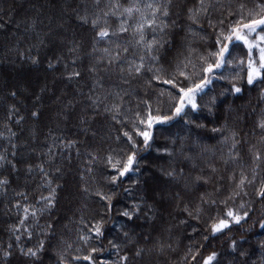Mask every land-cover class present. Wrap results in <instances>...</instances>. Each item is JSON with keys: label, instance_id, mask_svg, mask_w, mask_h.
<instances>
[{"label": "snow or ice", "instance_id": "obj_1", "mask_svg": "<svg viewBox=\"0 0 264 264\" xmlns=\"http://www.w3.org/2000/svg\"><path fill=\"white\" fill-rule=\"evenodd\" d=\"M18 10L23 14L17 16ZM10 25L16 32L7 33ZM0 35L6 42L9 36L14 39L5 48L15 51L17 60L39 66L43 52L46 72L63 63L65 74L59 79L76 82L72 98L64 90L58 93L56 78L51 84L44 78L36 90L27 84L9 87L6 95L12 100H31L27 119L35 123L30 136L38 135L35 125L49 97V120L67 124L75 119L79 132L96 142L86 150L75 191L67 192L69 202L78 204L79 218L71 221L76 225L74 238L57 237L60 217L51 219L64 189L55 180L62 178V168L49 172L37 165L39 187L47 195L40 194L34 206L26 203V192H15L12 207L17 213L22 209V215L7 228L9 240L0 244V264H8L14 255L41 264L45 245L53 238L56 264H132L154 252L175 251L174 230H181L188 241L181 264H247V251L230 236V251L205 255L204 250L217 234L225 235L233 225L250 220L258 202L264 207V107H260L264 104V0H191L190 5L189 0H22L19 5L12 0L7 7L0 6ZM29 35L35 42L28 45L26 55L20 45ZM241 45L244 55H234ZM69 64L83 65V70L73 67L69 72ZM217 82L225 85L219 92ZM252 88H258L257 106L250 107V101L237 104ZM78 105H82L79 112ZM19 113L16 104L9 106V118L15 114L18 125L26 120ZM249 118L252 136L260 134L254 139L240 127ZM176 121L180 130L154 148L156 129ZM8 131L17 136L11 128ZM216 136L220 149L205 143ZM80 143L61 140L65 149L76 147L77 156ZM11 148L13 160L6 151L0 152V167L7 164L18 172L17 145ZM150 150L166 157L168 164L157 169L158 175L143 178L142 169L148 165L141 162ZM47 155L54 164L51 147ZM25 171L30 175L33 167L28 165ZM130 173L136 177L122 191L139 195L119 212L127 218L115 225L119 240L109 239L105 245L117 193L104 189L120 188ZM10 184L8 178H0V194L7 196ZM93 198L103 204L102 211L90 208L87 201ZM172 204L176 215H168L175 222L158 226L157 217L163 219L160 213ZM46 215L49 219L41 224ZM139 220L150 230L135 233L129 225ZM256 223L264 229L261 218L245 231ZM34 235L44 239L29 247ZM260 246L264 248V241ZM104 253L115 259L103 258Z\"/></svg>", "mask_w": 264, "mask_h": 264}, {"label": "trees", "instance_id": "obj_2", "mask_svg": "<svg viewBox=\"0 0 264 264\" xmlns=\"http://www.w3.org/2000/svg\"><path fill=\"white\" fill-rule=\"evenodd\" d=\"M22 2V0H18V5ZM191 4V0H189V5ZM22 13L21 11H17V14ZM174 18V17H173ZM6 19V18H5ZM12 26H9L7 29V33L12 32ZM6 33V34H7ZM4 37V35H2ZM0 35V38H2ZM4 40V39H2ZM13 40V38H12ZM11 41V40H10ZM33 40L30 43H34ZM15 41H11V45L14 44ZM27 41L23 40V43L20 45L21 51L26 52V47H28ZM103 46V45H102ZM245 49H243V46L236 48L234 51V55H244ZM35 55V51L32 53ZM47 55H51V53H48ZM43 57V58H42ZM70 59V57L66 56L65 60ZM17 63L25 64L27 67L26 69H22V71L28 70L27 76L25 74L21 73L20 71H9L7 67L9 66L8 62L3 58L2 54H0V78L2 79V82H6L5 80L14 79L16 76V81L18 86L21 85L24 86L27 84V80H31L32 82H35V71L42 70L44 73L48 74H56L59 77L65 74V69L63 66V63H61L55 71H45V65L47 63V59H45V53L41 52V64L39 66L30 67L27 61H19L17 60ZM73 67H77L81 69V65L77 64L75 66L69 64L68 71H72ZM30 69V70H29ZM33 72V73H32ZM28 78V79H27ZM27 79V80H26ZM59 82L67 83L66 92L68 94V98H72V93L74 88L76 87V82H66L62 79H58ZM42 83V82H40ZM39 83V84H40ZM38 84V85H39ZM58 83H56L57 86ZM62 84V83H61ZM28 85V84H27ZM38 85L33 89L36 90L38 88ZM225 85L221 82H217L215 85L216 92H219ZM9 85H4V87H0L2 91H0V152H7L8 159L13 160V157L11 156L12 148L11 144L17 145V155L14 160V162L17 164V168L19 169L18 172H14L12 168L4 164L2 167H0V178H8L11 181V184L8 189L7 196H4L3 194H0V221L2 223V227L0 230V244L7 243L9 240V236L7 233V228L9 225L16 224L18 222V215H22V209L20 213H17V210L12 207V204L16 202L17 197H15V192H26L28 195L27 204L30 205H36V199L40 194L47 195V191L45 189H42L39 187L41 184V174L39 172V169L37 168V165H43V167L49 171L53 172L54 168L59 166L62 168L63 173L67 170H73L75 173H78L84 166V163L87 159V156L84 155L86 150L89 146L93 143V140L86 139L84 135L80 136L83 137V140L78 138L77 136L73 135V132L71 128L67 127V131L64 130H55L51 129L52 125L47 124L48 121H44L45 123L42 124L38 123L35 126L37 127L38 134L40 131H42L41 135L36 136L35 144H31L30 140H27V134L30 133V128L35 123L34 121L27 119L29 109H31V100L25 101L22 97L18 98L21 99L23 106H26L25 108L21 109V105L17 104V100H12L11 98L7 97L6 93L9 90ZM62 87V85L60 86ZM62 90V88L59 89V91ZM58 91V93H59ZM257 94H258V88H252L251 90L246 89L243 93L244 100L243 101H237V104L244 103L249 99L250 101V107L257 106ZM47 98V97H46ZM248 101V102H249ZM12 104H16L17 107L20 108L19 115H23L26 117V120L23 124L18 125L16 123L17 116L15 114L11 115V118H9V106ZM260 107H264V104L260 105ZM80 107L77 106L76 111ZM27 109V111H25ZM46 109V107H45ZM23 110V111H22ZM47 111V109L45 110ZM44 111V112H45ZM79 112V111H77ZM218 117H221V113H217ZM47 119V118H46ZM49 120V119H48ZM41 121V120H40ZM60 124V122L58 121ZM69 123H72L69 122ZM39 126V127H38ZM212 125L210 124L209 127ZM240 127L243 129L245 133L249 134L250 139H254L255 137H258L260 134L257 132L255 134V137L251 134L252 129V118H249L248 122L246 124L240 125ZM11 128L12 132H16V137H11L8 129ZM181 128V124L179 121L173 122L170 126H165L163 128L158 127L156 129L157 132V145L154 146H162L163 142L165 141V138L170 133L178 132ZM49 129H51V133H49ZM46 134H48V137H46ZM182 134V133H181ZM58 137L60 139L55 140L53 138ZM79 139L81 143L77 146L79 147L80 155H76V147H73L71 149H65L61 146V140L67 141V140H76ZM220 137L216 136L212 140H205V143L209 145L216 146L217 149L222 148V145L217 144V140H219ZM21 142H25V145L27 144L29 148H35V146H40L42 151L36 152L31 151L28 152L26 155L24 154L25 148ZM35 145V146H33ZM51 147L52 153L55 154L54 160L55 163H49V156L47 155L48 148ZM226 151V148L224 149ZM24 154V155H23ZM219 154V153H217ZM71 157V163H68V158ZM142 164H147L148 167H144L141 172V176L143 178H148L149 174L155 176L158 175L157 169L160 166L167 167L168 159L166 157H162L161 154L157 153L154 150H150L147 153L143 154V160L141 162ZM28 165H31L33 167V172L30 174L29 178H27L26 182L22 181L23 176V169H25ZM22 173V174H21ZM130 179H124L120 188H109L105 187V191H112L116 192L117 196L115 197L113 208H112V214L111 219H108L107 226H106V239L104 241V244L107 245V241L109 239H117L119 240V234L117 233V229L115 225L126 223L127 218L122 217L119 215V212L122 211L124 208L128 207L133 202V197L139 195L138 191H134L132 195L130 196L127 193H124L122 191V188L124 186H127L131 183V179H135L136 174L130 173L129 174ZM77 177V181L79 183V179ZM97 179L99 177L97 176ZM56 181L59 183L64 184L62 178H55ZM151 182V181H150ZM24 183V184H23ZM76 189V188H75ZM69 191V188H66L64 185V189L60 192V203L57 206V210L52 213L51 219H55L57 216L60 217L59 221L57 222L56 226V233L57 237H59L61 234L65 235L68 238H74L75 236V229L76 225L72 223V220H76L79 218V213L70 214L68 212L64 201L63 196L67 195V192ZM25 201L21 199V204L23 205ZM90 208L93 210H103V204L99 202L97 199L93 198L90 199L89 202ZM65 207V208H64ZM168 212H172L173 215H176V209L175 205L172 204L168 206L167 211L161 212L160 215L163 217V219H160V217H157V225L160 227H166L167 223H174L175 221L172 219L171 216L168 215ZM264 207L261 206V204L258 202L256 204V211L253 213L252 218L248 220L247 222H242L241 225H233L230 232H227L225 235L217 234V237L214 239H211L207 248L204 250V254L207 255L209 251L216 250L222 253H226L227 251H230L228 249V237H232L233 239H236L239 243V247L242 250H246L247 255V264H264V248H261L260 242L264 241V229L260 228L259 224L256 223L253 227L250 228V230L245 231V229H249L250 225H253L255 221H258L261 218H264ZM183 218V217H180ZM49 217L46 215L44 219L40 220L41 224H44L46 220H48ZM67 225V228L64 226ZM129 227H133L135 233L139 234L141 232H147L150 230V225L144 224L142 220L136 221L133 225H129ZM69 229L71 231H69ZM68 230V233L65 232ZM127 230V229H125ZM243 237V240L240 238ZM38 239H44V237H39L34 235L33 239L30 243H28V246H34ZM26 240H22V243H26ZM55 243L56 238H53L51 244L45 245V252L43 253L41 257V264H56V256H55ZM140 243H143L141 240ZM188 241L183 239L181 230H174L173 232V245H177L178 247H175V251H171L166 249L163 253H152L150 256H147L144 258V260L140 261H133L132 264H181V257L184 253V245L187 244ZM150 246V245H149ZM132 249H129V254L131 256ZM103 258L105 259H115L114 256H109L108 253L103 254ZM225 257H222L224 259ZM231 258V257H227ZM8 264H31L30 261L23 260L20 256L14 255L12 259L8 262Z\"/></svg>", "mask_w": 264, "mask_h": 264}, {"label": "rangeland", "instance_id": "obj_3", "mask_svg": "<svg viewBox=\"0 0 264 264\" xmlns=\"http://www.w3.org/2000/svg\"><path fill=\"white\" fill-rule=\"evenodd\" d=\"M7 3H12V0H7L6 3H0V6L2 7H7ZM16 5H18V0H16ZM23 13H20V14H17V16H20L22 15ZM6 18V17H5ZM12 26V32L10 33H14L16 32V29H15V26L14 25H10ZM22 30V29H21ZM2 37V35H1ZM4 37L0 38V54H2L3 58L8 62L9 66L7 67V69L9 71H20L21 73L25 74V76H27V72L28 70H25V71H22V69H26L27 67L25 66V64H20V63H17V59H16V53L15 51H12V52H8L5 48V43H8V46L11 47V41H14V39L12 40V37L9 36V40L6 42ZM23 40L27 41L28 44H30V42H32L34 40V38L32 36H26V37H22ZM11 40V41H10ZM27 49V47H26ZM64 56H65V59H66V56H67V53L65 51L64 53ZM43 58V57H42ZM30 70V69H29ZM81 70H83V65H81ZM35 75H34V78H35V82H32V78L31 80H27V84L28 86L33 90L40 82H43L44 78H47V81L49 82V84H51L53 78H56V83L57 86V90L59 91L60 88H62V90L66 91V87H67V83H63V82H59L58 79L60 78L58 75L56 74H48V73H44V71L42 70H38V71H35ZM33 73V72H32ZM39 78V79H38ZM60 80V79H59ZM6 82H2V79L0 78V87H4V85H9V86H16L18 85L17 84V81H16V76L14 77V79H9V80H5ZM62 83V84H61ZM81 84L84 83V81L82 80L80 82ZM62 85V87H60ZM21 86V85H20ZM0 91H2L0 89ZM84 91H87V88L85 87L84 88ZM76 99H80L79 97H76ZM249 101V99L247 101H245L244 103H247ZM17 104L21 105V109L22 108H25L26 106H23V103L21 101V99H18L17 101ZM45 106H46V109L47 111L44 112V115L42 116L41 118V121L39 123H45L44 121H48L47 124H51L52 125V128L51 129H55V130H64V131H67V127L71 128L72 132H73V135L77 136L79 139L81 138L83 140V137H80L82 136V133L79 132V129H78V126L76 124V121L75 119H72L70 120L69 122L72 121V123H67L65 124L63 121H59L60 124L58 123V121H55V120H48V116L50 114V99L49 97H45ZM79 107H82V105H78ZM45 109V110H46ZM54 111V109H52ZM23 111V110H22ZM25 111H27V109H25ZM79 111V109L77 110ZM47 118V119H46ZM41 123V124H42ZM34 125V124H33ZM39 127V126H38ZM42 131H40V133L38 134L39 136L41 135ZM77 134H79L80 136H78ZM37 135V136H38ZM46 137H48V134H46ZM27 140H30V142H32L31 144H35V140L33 141V138L30 136V133L27 134ZM25 148V151H24V154L26 155L28 152H31V151H36V152H40L42 151V149L40 148V146H35V148H29L27 147L28 145L26 144L25 145V142H21ZM95 141H93V143L91 144L92 147H95ZM23 154V155H24ZM84 155L86 156V152L84 153ZM23 176H22V181L23 182H26L27 178H29V174L26 173L25 169H23ZM21 173V174H22ZM77 177H78V173H75L73 170H70V169H67L63 174H62V180L64 182V185L66 188H69V190L71 189L72 191H75V188L76 186L78 185V181H77ZM24 184V183H23ZM63 201H64V204L68 210V212H70V214L72 213H75V209L76 207L78 206V204L74 201L72 203L69 202V198L67 195H64L63 196ZM89 202V200H88ZM65 208V207H64ZM1 218V217H0ZM1 227H2V223L0 221V230H1ZM66 234L68 233V230L65 232ZM56 245V243H55ZM173 247L177 248L178 246L177 245H173Z\"/></svg>", "mask_w": 264, "mask_h": 264}]
</instances>
